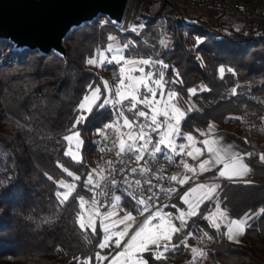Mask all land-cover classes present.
<instances>
[{"label":"trees","instance_id":"1","mask_svg":"<svg viewBox=\"0 0 264 264\" xmlns=\"http://www.w3.org/2000/svg\"><path fill=\"white\" fill-rule=\"evenodd\" d=\"M170 11L165 0L153 17L145 15L139 31L118 36L121 44H129L124 55L169 66L156 63L146 68L155 74L163 72L168 81L165 91L179 93V106L186 112L182 133L200 134L212 123L239 126L242 105L260 110L245 96L264 98V30L244 34L241 26L235 28L223 17L182 25L171 18ZM116 29L104 16L73 29L64 41L66 60L53 52L41 55L14 49L0 40V264H96L102 231L98 226L95 231L81 229L78 214L81 198L93 194L94 184L86 182L96 159L90 135L112 119V109H95L78 127L83 138L81 162L64 155L67 143L63 137L78 115V104L90 91L87 86H101V73L117 74L115 63L100 70L86 63L109 43L108 36L117 33ZM219 67H231L235 74L226 71L221 78ZM177 79L182 83L171 82ZM201 86L208 90L201 91ZM190 88L197 93L191 95ZM249 153H253L246 160L252 169L250 183L218 181L215 197L203 200L197 215L189 217L182 231L174 235L172 243L177 246L164 259L153 257L148 264H264V214H260L264 209V162L255 148ZM60 165L80 179L69 177ZM216 170L202 173L201 178L213 176ZM59 181L76 185L64 203L57 197L65 190ZM179 197L173 201L180 204ZM217 204L231 218L258 213L248 221L245 242L226 241L225 226L210 224L207 215ZM119 205L130 212L136 206L125 197ZM195 246L206 256L193 258L191 248ZM149 255L144 253V258Z\"/></svg>","mask_w":264,"mask_h":264},{"label":"snow or ice","instance_id":"2","mask_svg":"<svg viewBox=\"0 0 264 264\" xmlns=\"http://www.w3.org/2000/svg\"><path fill=\"white\" fill-rule=\"evenodd\" d=\"M132 31H136V28L133 27ZM109 41H116V37L108 36ZM161 44L166 45L164 40L160 41ZM129 47L128 43L123 45V48L126 49ZM107 51L116 53H120L122 48L119 46L118 43L113 44L109 43L107 45ZM99 62L96 58H89L86 63L92 66H101L105 62L107 63H117L120 64L123 61L124 65L132 66L128 68V73L125 75V67L121 66L119 69L120 72V83L114 89H110L108 86V82H104L103 87L107 89L109 92L114 91V99H109L107 97H103L100 87H93V85H88L87 87L90 89L89 94H86L81 102L78 104V115L75 118L72 127L69 129L70 134L65 135L63 139L68 142V148L64 152L65 156L70 157L72 160L76 162H81L82 157L80 156L79 149L82 147L83 140L81 137V133L77 130L79 126L86 123L89 116L93 113L95 109H104L109 104L115 107L116 105H123L125 101H128L127 111L133 112L134 116L144 118L145 120L149 121L147 125H144L140 121H136L134 119H129L128 116L125 115L124 111H119L117 113L118 117L123 119V126L129 129H138V131H130L127 133V140L119 139V151L117 155H121L124 153H135L136 159L142 160L144 153L148 151L149 145H152V152L151 155H155L156 153H161L164 149H170L173 153L176 152L177 145L175 144L174 137L182 136L181 133V122L186 116V112L181 109L178 103V96L175 90H168L165 91V85L168 81L164 80V73L160 72L158 74H154L153 72H145L143 67H139L138 69L135 68L136 65H145L151 66L153 64L159 63L162 68H168L167 64H164L163 61H153L150 59H140V60H130L125 59L123 55H113L111 59H107L105 57L104 51H99ZM139 71L143 73V75L139 77L132 76L130 73L133 71ZM235 74L234 70L231 67L225 69V67H219L218 73L221 78L224 77L225 72ZM154 75H158L159 78L153 79ZM177 78L179 77V73H176ZM125 80L128 81L125 84ZM172 83H182L179 79L175 81H171ZM141 88L143 91H141ZM159 89L160 99L157 100V90ZM201 91L208 90L206 86H201ZM188 92L191 95H195L197 93L196 88L188 89ZM232 93L236 94V89H232ZM140 95H143V99H140ZM151 97V99L149 98ZM138 105H143L145 108L149 109L152 113L149 115V112L144 110H140ZM192 109L189 108L188 111ZM88 113L89 115H83L79 113ZM162 116L163 120H159L158 117ZM116 127L117 133L120 132V126L113 125V124H105L103 128L100 130L101 134L103 135L104 129H109ZM164 128L165 130L160 133L159 140L152 144V137L149 132L145 131V128L150 129L152 132H158L160 128ZM214 126L209 125V130H212ZM106 138V137H105ZM189 141L190 146L192 147V151H188L186 154L193 159H197L198 156L203 155L201 148L195 147V141L192 135H187L184 137ZM75 141V149L72 147V143ZM142 142V143H138ZM201 143L204 145L206 151L209 153L210 158L203 160L199 164L200 172H207L211 170L210 166L216 165H223L222 169H219V176L224 177L227 179H235V178H242L248 175L252 169L250 166L245 163V157H252L253 153H243L241 154L238 151H235L232 145H223L219 140H203ZM113 146H116V141H113ZM163 146V147H161ZM180 152L183 153L185 151V145H179ZM103 151V149H101ZM258 159L261 162H264V153L258 154ZM65 173L69 177H73L76 180H79V176H74L72 171H69L67 167L60 165ZM184 168L187 171L195 172L196 169H193L189 164L186 162L184 163ZM95 171V170H93ZM143 174L146 171H150V169L144 168L140 170ZM131 172H137L136 168H132ZM52 179V177H49ZM101 179H105V177L101 176ZM172 181H178L180 184H184L189 179L188 177L178 179L177 176L173 175L170 177ZM87 184H93V177L89 174L87 179ZM60 186L65 188L66 191L58 192L57 197L60 199L61 203L69 200L70 195L74 191L76 185L68 184L64 181H59ZM125 183L129 184V187L132 186V183L129 181H125ZM136 186H139L141 181L136 180ZM147 183H151V181H147ZM250 183V181H248ZM112 184H116V181L113 180ZM95 187L99 188L100 184L96 183ZM220 186L217 184L212 185H198L196 189H192V192L202 191L203 195L201 196L200 200L196 203H192L188 199V194H185L184 202L188 204L187 212L181 211L179 216L176 217L180 221V226L177 227L174 223H172L170 214L161 213L159 211L156 212L155 216L149 215L148 218L141 223L138 228L134 231L132 235L129 236L127 241L123 246V251L119 252L116 258L113 260V264H148V261L153 257L156 260L164 259V253L169 250V247L175 248L177 245L173 244V237L176 234H179L182 229L187 224V217H192L197 215V209L199 208L200 201L204 199L212 200L215 197L217 189ZM151 191V189H149ZM107 195V193H104ZM132 199L135 200L136 204L142 207H138L136 209L137 212L143 213L144 211H148L149 201L153 199L152 196H148L146 198L138 197L135 194H131ZM120 195H116L114 197L115 203L111 205L113 211H106L103 214V218L105 220L110 219L113 216H117L118 213L115 211L119 207V201L121 200ZM87 201L83 198L80 200V208L81 213L78 214L79 217V227L81 229L91 228L95 231V224H94V217L97 215H101L99 209L96 208L97 201L95 197L92 198L91 208L95 209V211H90L88 215L87 221L84 219L83 209ZM217 212L213 214L215 217L217 214L227 219V212L220 208L219 204L216 205ZM123 211V209H120ZM258 213H245V215L239 219H232L229 221L227 225V232L225 235L227 239L234 242H239L238 237L243 235L246 227L248 226V221L251 220L254 216ZM260 214H264V209L260 210ZM213 217H209L212 219ZM159 219L161 223L159 224H152L151 221ZM135 217L132 215L131 212L125 213L122 217H119L117 220L112 222V227H116L117 225H124L123 229L116 232H111L109 225L105 224L103 226V231L105 233L103 237V242L99 244L100 248H105L109 246V242L111 241L116 245L117 248L121 247L120 238L129 235V229L132 227V223L134 222ZM213 223L217 228L219 225L215 223V219H213ZM207 235V233H205ZM113 237H117V239L113 240ZM181 243H185V241H181ZM148 252L150 255L148 259H145L141 253ZM191 252L193 258H199L206 256V253L203 249L198 248H191ZM123 258V259H121ZM100 259H107L106 257H100Z\"/></svg>","mask_w":264,"mask_h":264},{"label":"built area","instance_id":"3","mask_svg":"<svg viewBox=\"0 0 264 264\" xmlns=\"http://www.w3.org/2000/svg\"><path fill=\"white\" fill-rule=\"evenodd\" d=\"M167 2L171 7V18L179 24L194 23L187 13V8L212 9L225 18L240 20L241 31L244 34H256L264 30V0H167ZM245 98L256 102L260 110L255 109L249 112L244 104L239 119L252 131L259 132L258 119L264 111V98L248 95ZM113 141H116L115 147ZM94 149L96 159L93 169L96 183L100 184L99 188H95L98 201L105 207H111L115 203L114 197L120 195L122 198L134 201L137 209L142 206L136 204L131 194L142 198L152 196L148 211H145L151 214L170 205L175 197L181 196L187 187L196 182V174L184 168L186 151L178 154L176 158H169L163 153L151 155L150 152H145L143 159L139 161L135 153L117 155L119 146L112 128L104 129L103 135L94 141ZM132 168H136L137 172H131ZM144 168L150 171L142 174L140 170ZM173 175L178 179L185 177L189 179L186 183L180 184L170 179ZM101 176L105 179H101ZM113 180L116 184H112ZM126 180L132 183L131 187L125 183ZM136 180L141 181L139 186L135 185Z\"/></svg>","mask_w":264,"mask_h":264},{"label":"rangeland","instance_id":"4","mask_svg":"<svg viewBox=\"0 0 264 264\" xmlns=\"http://www.w3.org/2000/svg\"><path fill=\"white\" fill-rule=\"evenodd\" d=\"M164 2H165V0H131V3L129 5V8H128L127 15H126L124 23L121 26H115L114 25L117 28L116 29L117 33H115L112 36L116 37V41H109V43H113V44L118 43L119 46L121 45L122 51L120 53H116L115 51L107 53L106 50H107V45L109 44L108 43L104 48L97 49L95 55L93 57H91V58H96L98 60V62H99L98 53H99V51H104L105 52V57L107 59H111V57L113 55H116L117 57L119 55H123L125 57V59H138V60L144 59V58H139V57L136 58V56H125L124 55L125 49L122 47L123 44L120 43L118 36H120L121 34H124V33L133 32L132 31L133 27L136 28V32L139 31L141 29V27H143V24H142L143 21L146 20L145 15H149L150 17H153L155 15L156 11L163 5ZM187 13H188L189 17L194 20V23H192V24L197 23L200 19H204V20H206L208 22H214L217 18L223 17V16L220 15L219 12L214 11L212 9L187 8ZM223 18H225V17H223ZM225 19H228L229 20L228 22L233 23L235 25L234 26L235 28L240 27L241 24H242V22L239 21L238 19H229V18H225ZM100 21L104 22L105 20L101 19ZM182 25H184V24H182ZM188 25H190V24H188ZM113 63H115V62H113ZM106 64H107V62H105L101 66H92V65H88V64H87V66L90 67V68H96V69L100 70ZM115 64L117 66V71H116L117 74L113 75V76H110V75H108L106 73H101L102 85L101 86H99V85L94 86V87H100L101 88V92L103 94V97H107L109 99H114L115 98L114 97V91L113 92H109L107 89H105L103 87L104 82L105 81L108 82L109 88L114 90L120 83V75H121L120 72H119L120 67L121 66L125 67V75L129 74L128 73V68L132 67V66L124 65L123 61H121L120 64H117V63H115ZM139 67H143L145 72L151 71V72L154 73V71L150 67L148 69V68H146L145 65H136L135 66V68H137V69ZM130 74L132 76H135V77H139V76L143 75V73H140L139 71H136V70H133ZM156 78H159V77L157 75H154L153 79H156ZM127 83H128V81L125 80V84H127ZM141 91H143L142 88H141ZM89 92L87 94H89ZM149 98L151 99L150 96H149ZM140 99H143V95H140ZM156 99L157 100L160 99L159 89L157 90ZM106 107H109V108L112 109L113 116H112V119H110L105 124H113L114 126L115 125L120 126V132L119 133H117L116 127L112 128V131H113V133L115 135V138L117 140L118 146H119V139L122 138L124 140H127V133L128 132H130V131H138V129H129V128L123 126V119L118 117V115H117V113L119 111H124L125 115L128 116L129 119H134L136 121H140L144 125H147L149 123V121L145 120L144 118L136 117V116H134L133 112L127 111L128 101H125V103L123 105H116L115 107H113V105L109 104ZM138 108L140 110H144L146 112H149V115L152 114L149 111V109L145 108L143 105H138ZM252 110H249V112H252ZM80 114H83V115H86V116L88 115V113H86V112L80 113ZM158 119L162 121L163 117L160 116V117H158ZM258 121H259V131H260L261 135L260 134L259 135H252V133L248 131V127L243 122H241V124L239 126H229L227 128H224L225 129L224 132L226 133V137L224 136V138H226L225 141L230 140L232 138H236L237 136L240 137V138L241 137L248 138L249 142L251 140L253 141L252 142L253 144L250 142V145H252V146L254 145L253 147H255L257 153H264V111L262 112V115L260 116ZM103 126L102 127H97V128H95L92 131V133L90 135L91 141H93V142L96 141L102 135L100 130L103 128ZM164 130L165 129L162 127V128H160V130L158 132H152L150 129L145 128V131L149 132V134L152 137V144H155L159 140L160 133L163 132ZM226 130H228L229 132H226ZM203 133H204V131L201 132L200 134H197V135H201ZM69 134H70V132L67 135H69ZM187 135H192L193 138H194V141L198 140L197 135H195L191 131H186V132L182 133V136L174 137L175 144L177 145V149H176L175 153H173L170 149H164V151H162V153L165 154L166 156H169V157L170 156L172 157L173 155H178V154L181 153L180 149H179V145L180 144H184L185 145L186 152L192 151L193 149L190 146L189 141H187V139L184 140V137H186ZM82 140H83V138H82ZM66 143H67V148H68V142L66 141ZM138 143H142V142H138ZM72 147H73L74 150H76L75 149V141H73ZM161 147H163V146H161ZM195 147L201 148V150L203 152V146L196 144V142H195ZM80 149L78 150L79 153H80ZM250 151H252V150H249V152ZM147 152H150V153L152 152V145H149V149H148ZM210 167H212V166H210ZM222 168H223V165L220 167V169H222ZM93 170L94 169H93V166H92L91 169H90V174L93 177L94 186H92V188H91V191H92L93 194L92 195H88V196L86 195L83 198L85 201H87V203L84 206L83 213H84V219H85V221H87L89 212L90 211H95V209L91 208L92 198L95 197V199L97 201L96 208L99 209V212L101 213V215H97V216L94 217V224H95V227L98 226L100 228V230L102 231V236H101V241H100V243H102L103 242V237L105 235V233L103 231V226L105 224L109 225V228H110L111 232H116V231L122 230L124 225H117L116 227H112V222L114 220H117L119 217H122L125 213L130 212V211L125 210L122 206L119 205V207L117 209H115V211L118 213L117 216H113V217H111L110 219H107V220H105L103 218V214L106 211H113V208L112 207L107 208V207H105L103 204H101L98 201L96 188H95L96 178H94L95 177V173H94ZM217 182H216V184H217ZM64 191H66V189ZM173 207L175 208V211H170V212H165L164 211V212H161L164 209H166V207H165L163 210H161L159 212H161L162 214L163 213L170 214L172 223H174L177 227H179L180 226V221L178 219H176V217L179 216L181 211L187 212L188 204L183 205L180 208L177 207V206H173ZM120 209H123V211H120ZM216 212H217V209L215 207L211 212L208 213L207 218H208L210 224L213 227H216L215 224L213 223V219H215V223L218 224L219 226L223 225V224H225L227 226L228 223H229V218L224 219V218L220 217L218 214L215 217H213V214L216 213ZM131 213L135 217V221L134 222H130V223H132V227L129 229V235L125 236L123 238H120L121 247L117 248L116 245L114 243H112L111 241L109 242V246L108 247H105V248H100L99 247V250L97 251V254H96V264H113V260L116 258L118 253L123 251V246H124L125 242L127 241V239L129 238V236L132 235L134 233V231L138 228V226L141 223H143L144 220L146 218H148L149 215H150V214H147L145 211L141 214V213L136 211V208L134 209V212H131ZM155 214H156V212L151 213L152 216H155ZM209 217H213V218L210 219ZM227 217H229V216H227ZM188 218L189 217H187L186 219H188ZM151 223L152 224H159V223H161V221L159 219H155V220H152ZM115 239H117V237H113V240H115ZM170 248H171V246L169 247V249ZM194 248L201 249V248H199V246H195ZM165 254H166V252L164 253V256H165ZM140 255H142L144 257V253H141ZM100 257H106L107 259H100ZM121 259H123V258H121Z\"/></svg>","mask_w":264,"mask_h":264},{"label":"water","instance_id":"5","mask_svg":"<svg viewBox=\"0 0 264 264\" xmlns=\"http://www.w3.org/2000/svg\"><path fill=\"white\" fill-rule=\"evenodd\" d=\"M131 0H0V40L14 49L67 59L70 31L104 16L121 26Z\"/></svg>","mask_w":264,"mask_h":264},{"label":"crops","instance_id":"6","mask_svg":"<svg viewBox=\"0 0 264 264\" xmlns=\"http://www.w3.org/2000/svg\"><path fill=\"white\" fill-rule=\"evenodd\" d=\"M120 47H121V45H120ZM107 53H108V51H107ZM130 60H138V59H130ZM211 125L214 126L212 128V130H209V126H208V128L204 131L203 134L197 135V134L194 133L195 135H197V138H198V140L195 141L196 144L203 146V155L198 156L197 159H193L192 157L190 158L187 154L185 156V162L187 164H189L193 169H196V171L194 172L196 174V182L193 185L187 187L184 190L183 194L179 197V202H180L181 205L176 203L175 201H172L171 204L168 206V208H166L164 210L162 209L163 211H161V210H159V211H161V212H164V211L165 212L175 211V208L173 206H177V207L180 208L183 205H186V203L184 202V199H183L185 197V194H188V199L191 202L196 203L198 200H200L201 196L203 195L202 191H199V190L196 191V192H192V189H196L198 187V185H201V184H204V185L216 184V182L220 181L221 179L230 180V181H249V180L252 179L251 172L248 175H246V176H244L242 178L227 179V178H224V177H220L218 170L220 169V167L222 165H216V166H212L211 167V170L215 169V168L217 169L213 176L207 177V178H201V175L204 172H200L199 164L203 160L210 158L209 153L206 151V149H205L204 145L201 143V141L216 139V140H219L221 142V144H223V145H232L234 150L240 152L241 154L249 153V150H252V149L255 148V147H253L254 145L253 146L250 145V142L252 143L253 141L251 140L249 142V139L248 138H244V137L240 138V137L237 136L236 138H232L230 140L225 141L226 138H224V136L226 137V133L224 132L225 131L224 128H227V127H229L231 125H225L224 123H220V124L212 123ZM226 132H229V131L226 130ZM260 135H261V133H260ZM184 140H185V138H184ZM259 154H261V153H259ZM177 156L178 155H173L172 157L171 156L170 157L167 156V157L176 158ZM246 160H247V157H245V163H247ZM202 201H200V203ZM228 218H229V221L232 220V219H236V218H231V217H228ZM223 225L225 226V233H226L227 232V226L225 224H223ZM225 239L228 242H234V241L228 240L226 235H225ZM237 239L241 243L245 242L244 234L239 236Z\"/></svg>","mask_w":264,"mask_h":264}]
</instances>
